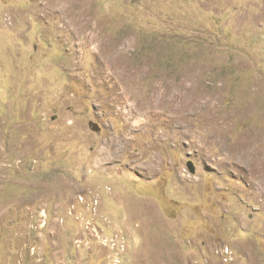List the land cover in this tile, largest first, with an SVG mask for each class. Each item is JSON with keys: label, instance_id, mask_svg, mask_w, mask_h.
<instances>
[{"label": "rangeland", "instance_id": "374dc122", "mask_svg": "<svg viewBox=\"0 0 264 264\" xmlns=\"http://www.w3.org/2000/svg\"><path fill=\"white\" fill-rule=\"evenodd\" d=\"M143 254L264 264V0H0V264Z\"/></svg>", "mask_w": 264, "mask_h": 264}, {"label": "built area", "instance_id": "2783aa9c", "mask_svg": "<svg viewBox=\"0 0 264 264\" xmlns=\"http://www.w3.org/2000/svg\"><path fill=\"white\" fill-rule=\"evenodd\" d=\"M229 248H230L229 246L228 247L226 246L225 249H224V246L220 248L221 255L225 256V259L222 260L223 262L225 261V262L230 263L235 258L233 255V252ZM224 253H225V255H224Z\"/></svg>", "mask_w": 264, "mask_h": 264}, {"label": "water", "instance_id": "95a60500", "mask_svg": "<svg viewBox=\"0 0 264 264\" xmlns=\"http://www.w3.org/2000/svg\"><path fill=\"white\" fill-rule=\"evenodd\" d=\"M89 127L90 129L93 131V132H97L100 130L99 126L97 123H93V122H90L89 123ZM187 169L189 170V172L193 173L194 172V166L192 164V162H187Z\"/></svg>", "mask_w": 264, "mask_h": 264}, {"label": "crops", "instance_id": "0c3cea01", "mask_svg": "<svg viewBox=\"0 0 264 264\" xmlns=\"http://www.w3.org/2000/svg\"><path fill=\"white\" fill-rule=\"evenodd\" d=\"M145 254H143L144 264H150L153 261V258L151 256H149V254H147V255H145ZM182 260L185 261L186 264H188V261L191 260V257L190 256H183ZM158 261H159V259H158ZM195 263H197V261H195Z\"/></svg>", "mask_w": 264, "mask_h": 264}]
</instances>
